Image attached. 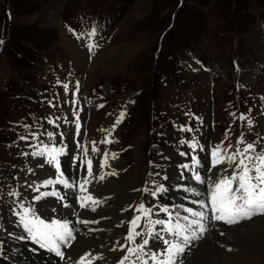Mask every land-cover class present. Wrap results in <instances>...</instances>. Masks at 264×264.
Here are the masks:
<instances>
[{
    "label": "rangeland",
    "instance_id": "rangeland-1",
    "mask_svg": "<svg viewBox=\"0 0 264 264\" xmlns=\"http://www.w3.org/2000/svg\"><path fill=\"white\" fill-rule=\"evenodd\" d=\"M60 143L72 152L82 145L118 167L107 200L103 182L90 195L103 201L94 218L120 229L115 263L144 264L134 254L152 232L163 191L179 196L165 204L179 214L206 210L208 202L213 235L206 240L231 256L216 262L264 264V211L236 218L212 202L233 167L216 163L217 149L226 154L251 144L264 155V0H0V264L4 247L21 239L5 228L22 226L13 205L50 194L49 185L38 186L59 173L41 151ZM70 148L62 158L71 157ZM178 163L193 170L171 189L159 180L176 175ZM66 170L59 177L67 194L81 191L73 187L80 180L84 189L85 168ZM185 177L199 186L200 201L185 193ZM49 202L41 211L54 207Z\"/></svg>",
    "mask_w": 264,
    "mask_h": 264
},
{
    "label": "bare ground",
    "instance_id": "bare-ground-1",
    "mask_svg": "<svg viewBox=\"0 0 264 264\" xmlns=\"http://www.w3.org/2000/svg\"><path fill=\"white\" fill-rule=\"evenodd\" d=\"M50 150L51 149H48L47 152H49ZM78 153L79 152H76L75 156H77ZM75 156H71L70 159H72ZM104 157L105 156H103L101 158L98 157L97 162L95 163V166H94V167L99 168V170H101V177H103V179L100 178V181L98 182V178H99L98 177L97 181L91 182L93 185L91 189L95 190V191H90V195L98 194L97 186L99 183L103 182L104 183V193H103L104 195H103V197H104V200H106V198H108L112 194V191L114 190V186L117 185L116 176H117V168L118 167L117 168L114 167V165L108 160V158H107V160H105ZM56 158H60V155L57 154ZM176 166H177L176 167V175L172 174V173H167L168 177L166 178V181L165 180H159L160 183H163V184L168 183V186L171 189H173L176 186V183L181 180L182 175L185 173L184 171L186 170L184 168L183 164L178 163ZM179 168H183L182 174L180 176H178V174H177ZM168 170H172V169L168 168L167 171ZM66 171H68V170H66ZM131 173H132V171H131ZM131 173H129V174H131ZM185 178H186L185 179V185L188 186V189H187V191H185V193L191 194V201H194V200L200 201L199 196H200L201 190H200L199 186H197V184L193 183L194 181L192 182L191 178H188V177H185ZM51 183H53V184H51ZM51 183L50 184L48 183V185L50 187L49 190L50 191L54 190V191H56L57 194L53 193L52 196H44V197L42 195H41L42 197L40 195H38L37 196L38 200H30L27 202H17L16 205H13L14 210L17 208V211H18L17 212L18 217L16 216V220L20 221L19 216L24 213V210L23 211L20 210L21 208L18 206V205L22 204L26 209H28L30 218L36 217L37 215H39V213H43L44 214V217H43L44 220H48L51 222H58V223H68L69 227L72 231V236L75 237V240L72 241V239H73L72 238V239L67 240L66 243L61 242L59 244V250L62 252L63 255H62V257L57 256V255L55 257L50 253L51 252L50 250H48L47 248L41 247L38 243L33 242L29 233L23 228V226H20L19 223H17V221H16L15 226H12V224H11L12 222L11 223L7 222L5 228H8L9 231L14 230V235L20 237L21 239L17 240L16 246L12 247V246L8 245V247L7 246L4 247L5 252L7 250V252L12 251L14 254H16L15 255L16 256V258H15L16 262L14 260L9 259L8 255L6 254L7 252L5 254L3 253V256L7 259L2 258L1 261L4 262V264H80V258L84 257L85 258L84 264H115L114 259L111 257L112 251L115 250L114 246H113V242H116L115 239H113V237L115 238V236L118 235V233L120 232V229L116 228L117 230L112 231L111 228L112 229L114 228L112 226L108 225L109 227H107V228L103 227V225H106L107 222H104V223L101 222V223L95 224L97 221L95 219H93L92 214H89L86 212H81L79 214L80 221H89L90 223H81L80 221L78 224L73 223L72 220L74 217H72V215H74V212L78 211L76 204L73 205V199L75 197L72 199L71 205L67 204L65 201H63L61 199L62 196H65L66 191L58 190V192H57V189H59L58 184L54 180H52ZM180 188H181L180 185H178V187L175 190L179 191ZM157 189H158V186L154 189V191H156ZM169 192H170V190H169ZM158 195H159V199L161 201L159 202L158 205L154 206L155 209L152 208L153 209L152 213L155 217L152 220V223L154 224L153 225L154 228H152V226L150 227V229H155V235L153 236V234H152L150 236L151 238L149 239L148 243L146 245H144L141 249H139L138 254H134V255H138L141 257V259L144 258V260H145V257H147L148 264H154V263H152L153 261H152V257L150 254L156 253L157 258L155 260L157 261V264H172L173 263V255L171 256V260H169V254L165 253L167 250V247L163 246L164 240L159 239L160 236L164 235V237L167 239V246L171 247L173 245L172 243H174L175 245H180L182 248H184L185 254L189 255V257H187L185 259L183 264H187L188 260H190L188 262V264H198V262H200L201 259H204L207 256L209 258H213L211 260V264H219L218 262H216L214 260L216 257L223 258V259H225L227 257L229 258L228 254L226 252L220 250L217 246H215L216 245L215 240L213 242H211V244H209L210 242L207 241L206 239H209L208 237H210V235L205 237L202 240L199 239V242L197 244H196V242L193 243L192 244L193 246L189 247V252L186 250V247H185L186 243H184L185 242L184 237L182 238V241L177 240L175 237L174 238L171 237L167 233L168 232V225H166V222L168 221V219L172 218L170 216V209L164 208L163 206H165V204L168 203V201H166V198H168L169 196L171 199L168 198V200H176L179 196L176 194L164 195L163 191L158 192ZM151 199L153 200L152 194H151ZM47 200L50 201L49 203L51 205H53L54 207L44 208L41 211V209H40L41 207L47 206L46 204L43 203V202H46ZM98 201L100 202L99 199H98ZM42 203L44 205L40 206ZM154 204H156V203L153 200L152 205H154ZM39 209H40V211H39ZM47 209H49V210H47ZM125 209H123L121 211L125 212ZM165 209H167V211H165ZM121 211H120L119 216L124 217V215L121 213ZM181 211H182V209H181ZM125 213L127 214L125 216V218H127L128 212H125ZM157 214L159 215V218H158ZM50 215H52V217H50ZM184 218H186V217L185 216H179L176 213V215L172 218V220L175 221L176 225L185 227V225L188 224V221H185ZM119 223H121V225H123V227H124L123 222H119ZM91 224H92V226H91ZM137 225H138V223H137ZM94 227H96V228H94ZM126 228L127 227H124V230ZM94 229L101 230V231H99V236L98 237H92V241L88 240L86 235L87 234L90 235L94 231ZM124 230H123V232H124ZM5 231H6L5 233L9 234L8 230H5ZM106 240H111V241L106 242ZM217 241H219V239H216V242ZM230 258H231V256H230ZM180 260H182V257L178 258L177 262H179ZM178 264H182V263H178Z\"/></svg>",
    "mask_w": 264,
    "mask_h": 264
},
{
    "label": "snow or ice",
    "instance_id": "snow-or-ice-1",
    "mask_svg": "<svg viewBox=\"0 0 264 264\" xmlns=\"http://www.w3.org/2000/svg\"><path fill=\"white\" fill-rule=\"evenodd\" d=\"M79 125H77V131ZM190 130V129H189ZM242 143V139L240 141ZM194 148L195 145L193 144ZM84 155H89L88 149L85 147L82 149ZM92 151H96L95 147ZM44 153L41 152V155ZM58 149L53 146L48 152L50 164L55 162L57 171L60 169L59 162L56 159ZM217 157L216 163H225L233 165L230 175L226 178H222L215 185L216 191L213 193L212 202L216 211H226L230 216L236 218H245L253 214L257 209L264 211V155L255 154L254 146L249 144L243 149H236L235 152L229 150L226 154L217 149L213 153ZM107 160V156L104 157ZM86 165L85 171L87 175L92 174L93 161L87 159L82 162ZM103 179V177H100ZM49 184L51 181L48 182ZM47 186V185H45ZM39 190V189H37ZM83 190V185L81 186ZM85 199V198H82ZM88 200H93L92 196L86 197ZM218 202V203H217ZM81 207H85L82 203ZM144 205L140 208L144 209ZM167 211V209H165ZM196 215V213H192ZM217 219H223L224 216L220 215ZM23 228L29 233L33 242L38 243L41 247L47 248L50 251H55L57 256L62 257V252L59 250V244L61 242H67V240L74 238L72 231L68 223L53 222L52 224H45L43 221L33 223V220L29 217L28 209H24V213L19 216ZM81 223H90L89 221H80ZM229 223L235 222V219H229ZM135 224V221H133ZM180 226L176 225L175 228L170 229L173 235L178 234ZM132 237L129 236V239ZM186 239V237H185ZM147 240L144 241L146 245ZM167 243V242H166ZM180 251L181 249L177 245H172L167 249L169 254V260L174 255V251ZM152 260L157 258L156 253L150 254ZM85 258H80V264H84ZM144 264H148L147 257H145Z\"/></svg>",
    "mask_w": 264,
    "mask_h": 264
}]
</instances>
